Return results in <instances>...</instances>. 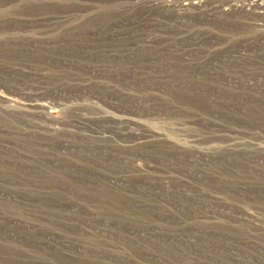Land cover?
Here are the masks:
<instances>
[{
    "label": "rangeland",
    "instance_id": "1",
    "mask_svg": "<svg viewBox=\"0 0 264 264\" xmlns=\"http://www.w3.org/2000/svg\"><path fill=\"white\" fill-rule=\"evenodd\" d=\"M0 264H264V0H0Z\"/></svg>",
    "mask_w": 264,
    "mask_h": 264
}]
</instances>
